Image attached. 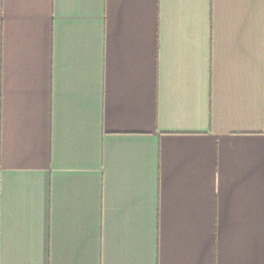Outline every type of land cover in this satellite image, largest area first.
Here are the masks:
<instances>
[{"label": "crops", "instance_id": "obj_1", "mask_svg": "<svg viewBox=\"0 0 264 264\" xmlns=\"http://www.w3.org/2000/svg\"><path fill=\"white\" fill-rule=\"evenodd\" d=\"M0 264H264V0H0Z\"/></svg>", "mask_w": 264, "mask_h": 264}]
</instances>
